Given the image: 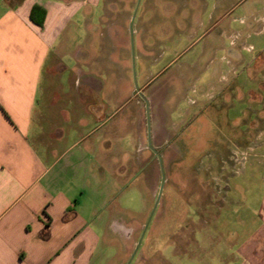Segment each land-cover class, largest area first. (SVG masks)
<instances>
[{"label":"rangeland","instance_id":"374dc122","mask_svg":"<svg viewBox=\"0 0 264 264\" xmlns=\"http://www.w3.org/2000/svg\"><path fill=\"white\" fill-rule=\"evenodd\" d=\"M253 1L104 0L106 23L113 26L112 75L123 93L109 122L115 129L111 216L95 226L102 239L100 264H127L153 211L162 183L160 161L149 144L156 125L162 139L152 146L163 158L165 184L131 264H209L219 241L223 246L242 233L236 214L243 210L231 199L249 197L248 207L258 204L264 191L260 179L244 184L255 190L250 195L230 194L225 201L222 190L225 174L239 170L234 155L247 150L257 117L264 116L263 105L256 103L257 96H264V54L257 49L263 36L250 33L247 38L243 30L252 20ZM227 27L241 32V38L221 35ZM95 31L98 41L106 40L99 26ZM231 42L257 50L243 49L240 63L224 62L218 47ZM124 75L129 83L120 79ZM203 75L211 91L202 81L195 93L196 78ZM137 133L146 151L138 147ZM239 180L233 176L228 184L237 188Z\"/></svg>","mask_w":264,"mask_h":264},{"label":"crops","instance_id":"0c3cea01","mask_svg":"<svg viewBox=\"0 0 264 264\" xmlns=\"http://www.w3.org/2000/svg\"><path fill=\"white\" fill-rule=\"evenodd\" d=\"M253 2L252 20L243 30L247 38L263 36L257 49L264 54V0ZM36 7L45 11L42 26L31 19ZM106 17L104 0H0V264L99 262L102 239L95 226L111 216L113 193L109 163L115 129L109 122L123 93L112 75L113 26ZM98 26L106 40L96 38ZM240 34L230 27L221 33L231 39ZM243 49L257 50L231 42L220 45L218 54L224 62L240 63ZM205 77L196 78L195 93ZM120 79L129 83L126 75ZM205 82L209 93L211 81ZM263 98L256 97L262 109ZM146 100L149 104L150 97ZM259 117L255 138L234 155L239 170L225 174V201L230 194H252L244 184L253 181L264 189V116ZM158 129L151 136L154 145L161 143ZM137 134L138 147L146 151ZM233 176H239L237 188L228 184ZM261 193L253 207L249 197L231 199L243 210L236 214L243 231L223 246L219 241L209 264H264Z\"/></svg>","mask_w":264,"mask_h":264},{"label":"water","instance_id":"95a60500","mask_svg":"<svg viewBox=\"0 0 264 264\" xmlns=\"http://www.w3.org/2000/svg\"><path fill=\"white\" fill-rule=\"evenodd\" d=\"M139 2H140V0H139ZM136 11H137V10H136ZM135 15H136V12H135ZM135 15L133 16V19H132V22H131V34H132V35H133V29H132V27H133V21H134ZM146 101H147V100H146ZM147 107H149V105H148V101H147ZM149 144H150V148H151L156 154H158V151L152 146V139H151V136H150V142H149ZM158 158H159V161H160L161 172H162V183H161L160 191H159V194H158V197H157V200H156L155 206H154V208H153V211H152V213H151V215H150V218H149V220H148V222H147V224H146V226H145V228H144V230H143V233H142V235H141V237H140V239H139V242H138V244H137V246H136V248H135L133 254L131 255V257H130V259H129V261H128L127 264H131L132 261H133V259H134V257L136 256V254H137V252H138V250H139V248H140V245H141L142 239H143V237L145 236V233H146V231H147V229H148V227H149V224H150V222H151V219H152V217H153V215H154V213H155V211H156V209H157V206H158V204H159V202H160V200H161V197H162L163 187H164V184H165V176H164V168H163V158H162V156H161L160 154H158Z\"/></svg>","mask_w":264,"mask_h":264},{"label":"trees","instance_id":"16d2710c","mask_svg":"<svg viewBox=\"0 0 264 264\" xmlns=\"http://www.w3.org/2000/svg\"><path fill=\"white\" fill-rule=\"evenodd\" d=\"M45 18V11L40 8L36 7L33 9L32 14H31V19L34 23L42 26Z\"/></svg>","mask_w":264,"mask_h":264}]
</instances>
